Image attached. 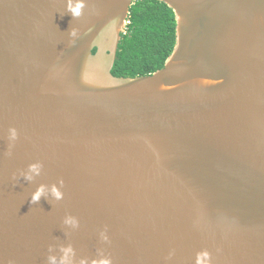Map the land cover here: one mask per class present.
I'll return each instance as SVG.
<instances>
[{"label":"water","instance_id":"95a60500","mask_svg":"<svg viewBox=\"0 0 264 264\" xmlns=\"http://www.w3.org/2000/svg\"><path fill=\"white\" fill-rule=\"evenodd\" d=\"M136 1L87 0L75 19L67 0H0V264H46L61 243L114 264H195L204 249L264 264V0H157L175 14L173 52L118 78ZM37 160L41 177L13 181ZM61 178L62 201L31 204Z\"/></svg>","mask_w":264,"mask_h":264},{"label":"trees","instance_id":"16d2710c","mask_svg":"<svg viewBox=\"0 0 264 264\" xmlns=\"http://www.w3.org/2000/svg\"><path fill=\"white\" fill-rule=\"evenodd\" d=\"M127 21L112 75L138 78L162 69L176 44L173 10L157 0H137L130 7Z\"/></svg>","mask_w":264,"mask_h":264},{"label":"clouds","instance_id":"9594fccd","mask_svg":"<svg viewBox=\"0 0 264 264\" xmlns=\"http://www.w3.org/2000/svg\"><path fill=\"white\" fill-rule=\"evenodd\" d=\"M87 6V0H67L66 11L72 15L73 18L78 19L84 14V10ZM69 36L72 38L70 43L73 45L79 38V32L77 29L72 28L69 32ZM20 138L19 130L16 127H10L8 129V156L13 155V149L16 146V142ZM44 171V164L42 161H35L30 163L26 169H21L18 173H13L12 179L19 183L21 179L26 182L32 183L41 177ZM65 181L61 178L57 182L51 185L41 183L36 190L31 194V204L36 205L44 198L50 203L62 201L65 197L64 192ZM63 224L66 228L76 230L80 227V220L73 215H66L63 219ZM100 240L107 244L110 243V236L108 229L104 228L99 233ZM175 255V250L169 252L168 258L171 259ZM46 264H114L113 258L106 254L103 249L97 251L96 256H77L76 249L72 244H52L48 248V255L46 258ZM195 264H213L212 253L207 250H201L196 253Z\"/></svg>","mask_w":264,"mask_h":264},{"label":"built area","instance_id":"2783aa9c","mask_svg":"<svg viewBox=\"0 0 264 264\" xmlns=\"http://www.w3.org/2000/svg\"><path fill=\"white\" fill-rule=\"evenodd\" d=\"M127 24H128V21H127Z\"/></svg>","mask_w":264,"mask_h":264}]
</instances>
